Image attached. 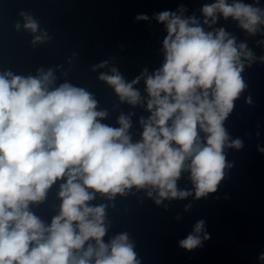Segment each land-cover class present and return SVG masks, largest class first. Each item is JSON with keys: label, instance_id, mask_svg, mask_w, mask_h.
Here are the masks:
<instances>
[{"label": "clouds", "instance_id": "1", "mask_svg": "<svg viewBox=\"0 0 264 264\" xmlns=\"http://www.w3.org/2000/svg\"><path fill=\"white\" fill-rule=\"evenodd\" d=\"M185 11L181 6L155 16L167 31L161 68L151 75L145 69L131 83L115 67L111 75L99 76L121 103L132 106L141 103L134 85L144 78L150 116L140 119L138 142L128 134L131 113L119 116V128L101 123L108 113L97 110L94 95L69 82L55 86L52 68L27 77L0 73V264H140L127 233L104 242L107 206L89 203L95 193L112 200L133 187L148 189L147 196L156 193L160 205L192 195L177 188L183 172L190 174L196 199L217 191L231 167L225 148L243 146L240 139H230L224 122L246 88L245 61L250 67L256 57L224 28L205 32ZM201 12L209 27L217 13L237 21L249 35L264 25V10L241 2L216 0ZM20 15L24 30L37 33L39 22L28 13ZM15 27L20 30L21 24ZM48 39L41 32L32 43ZM58 180L65 181L58 193L59 213L45 226L29 205L42 203ZM203 228L198 221L179 246L189 251L200 246Z\"/></svg>", "mask_w": 264, "mask_h": 264}]
</instances>
